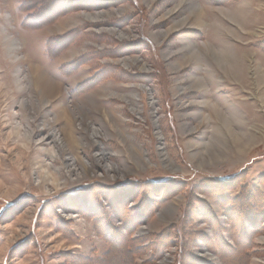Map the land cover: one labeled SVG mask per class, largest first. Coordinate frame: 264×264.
Segmentation results:
<instances>
[{"label":"rangeland","instance_id":"rangeland-1","mask_svg":"<svg viewBox=\"0 0 264 264\" xmlns=\"http://www.w3.org/2000/svg\"><path fill=\"white\" fill-rule=\"evenodd\" d=\"M179 1L0 0V264H264V0Z\"/></svg>","mask_w":264,"mask_h":264},{"label":"bare ground","instance_id":"bare-ground-1","mask_svg":"<svg viewBox=\"0 0 264 264\" xmlns=\"http://www.w3.org/2000/svg\"><path fill=\"white\" fill-rule=\"evenodd\" d=\"M180 3L178 4V6L179 7H181V6H183V4H186V3H188V0H181V1H179ZM193 5V4H192ZM197 6V5H196ZM193 7H194V9L192 8V14H196L197 16H198V18L200 17V18H202L203 17V11L201 10L202 8H199V7H195V5H193ZM109 14V12H97V13H87V12H84L83 13V16L85 17V18H92V19H96V18H105L107 15ZM203 49H201V51H202ZM200 50H198V52H199ZM214 54H215V60L217 61V63L219 64V65H222L223 67H225L224 65H228V63L231 65L232 64V62H231V59L227 56V54H225V53H218V54H216L215 52H214ZM139 60V58H134L132 61H130V62H132V63H137V61ZM127 65H130V62H128L127 60H125L124 61ZM224 64V65H223ZM233 66H234V68L235 69H237V67L234 65V64H232ZM146 67V65H144L143 66V68H145ZM37 82H38V84H40L42 87H43V89L46 91H43L39 86V92L41 91V94H42V91H43V94H42V96L43 97H45V94L46 93H50V94H54V92L57 90L58 91V89H59V87L58 86H55L54 85V83L53 82H48V81H46V79H45V75H43V74H41V75H39V77L37 78ZM143 86V85H142ZM45 93V94H44ZM45 103V102H44ZM68 116V115H67ZM74 116L75 115H73V117L71 116V117H68V120H69V124H70V128H71V130H70V132H73V130L75 129V122H76V120L74 119ZM80 122H81V120H80ZM230 133V138H233V141L234 142H236L237 144H241V143H243L242 145H243V147L244 148H246L248 145H250V143L248 142L247 144H246V142L243 140L244 138H245V136H243V135H238V134H235V133H233V132H229ZM58 136V135H57ZM57 136H56V138H57ZM239 142V143H238ZM241 147V146H240ZM243 148V149H244ZM167 155V154H166ZM216 156V155H215ZM98 158H99V160H104V158H106V156H105V153H103V152H101V153H98ZM206 159H208V160H210V158H206ZM202 162H205V160H203L202 159ZM171 165H172V162L170 161L169 162ZM113 169H115V167H112ZM84 169H85V167H84ZM87 171V170H86ZM85 171V172H86ZM172 185V184H171ZM208 252V251H207ZM206 254H209V253H206ZM165 261V260H164ZM163 261V262H164Z\"/></svg>","mask_w":264,"mask_h":264},{"label":"trees","instance_id":"trees-1","mask_svg":"<svg viewBox=\"0 0 264 264\" xmlns=\"http://www.w3.org/2000/svg\"><path fill=\"white\" fill-rule=\"evenodd\" d=\"M14 205H15V203H7V208H8V207H11V206H14ZM106 237L109 238L110 240H112V238H111L110 236H105V238H106ZM138 238H139V237L131 238L130 240H125V242H126V241H128V242H129V241H132V242H134V243H133V245L131 244V246H128V248L124 249L123 252H125V253L127 254L128 251H131V247H132V246L136 247V249H137L136 252H137V251L139 250V248L137 247L138 244H136V243L138 242ZM125 242H124V243H125ZM137 253H138V252H137ZM133 257H134V258L136 257V253H133ZM104 259H105V256H104V258H103L101 261H99L98 263L100 264ZM102 264H105V262H103Z\"/></svg>","mask_w":264,"mask_h":264}]
</instances>
